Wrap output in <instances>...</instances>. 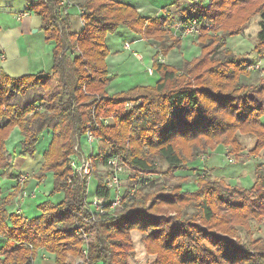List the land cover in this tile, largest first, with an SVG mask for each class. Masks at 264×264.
I'll return each mask as SVG.
<instances>
[{
	"label": "trees",
	"instance_id": "16d2710c",
	"mask_svg": "<svg viewBox=\"0 0 264 264\" xmlns=\"http://www.w3.org/2000/svg\"><path fill=\"white\" fill-rule=\"evenodd\" d=\"M76 1L85 21L78 32L62 15L58 0H30L27 7L41 17L46 40L54 43L51 72L12 76L0 69L1 173H9L14 155L34 157L48 131L44 161L34 176L43 179L50 172L51 194L63 193L59 202L38 204L41 213L31 218L7 208L17 188L0 195V264H34L40 248L53 253L56 264H72V257L83 255L82 229L92 236L88 264H130L136 252L134 230L141 233L147 253L155 255L152 264H264V237H253L251 225L252 219L264 222V163L256 165L249 187L213 180L206 169H201L203 175L183 177L173 188L166 183L150 190L143 186L150 174L169 178L177 170L196 168L190 163L219 144L238 155L241 132L256 137L253 154L264 149V78L243 82L242 76L251 75L252 61L228 46L230 36L243 33L251 18L261 14L253 50L264 57V0H196L153 19L123 0ZM177 14L179 28L197 19L200 53L181 67L156 58L154 84L110 94L114 75L108 35L125 26L163 41ZM180 40L174 38L172 47ZM73 51L77 53L70 57ZM56 86L59 90L46 98L45 92ZM111 115L112 123L102 122L95 130L108 148L96 143L92 162L107 165L119 155L129 175L122 205L114 209V191L104 176L96 175L94 196L107 201L99 212L89 198L87 180L74 172L70 160L76 143L85 142L87 124ZM16 127L21 140L10 151L7 139ZM185 182L196 187L183 190Z\"/></svg>",
	"mask_w": 264,
	"mask_h": 264
},
{
	"label": "rangeland",
	"instance_id": "374dc122",
	"mask_svg": "<svg viewBox=\"0 0 264 264\" xmlns=\"http://www.w3.org/2000/svg\"><path fill=\"white\" fill-rule=\"evenodd\" d=\"M193 1L196 0H125L128 3H143L147 5L150 3L152 5L151 14H145L150 19L156 17L154 15L155 12L165 16L170 13L175 6L181 5L183 8ZM75 6L70 10V20L71 27L74 31H80L83 27L80 21V15L78 13V8L80 4L76 0H74ZM183 2L182 4H180ZM82 11V9H81ZM82 15V14H81ZM84 20V19H83ZM182 19L179 17V14L175 15L173 21L168 23L169 33L163 37V41L157 39L156 34L154 36L148 37L147 33L144 31V35H139L130 30L129 28L122 26L120 27L114 34H110L107 37V43L110 48V56L108 57L109 70L111 74L114 75L113 79L110 81V84L107 88V91L110 94H114L115 92L127 90L139 85L146 84H154V81L158 79V73H156L153 68V63L157 59H161L160 61H165L169 64L175 65L177 67H181L185 60H191L195 56L200 53V46L198 43V32L192 33L185 31L184 28H179L176 25L181 23ZM260 21L261 14L253 16L250 22L245 27L243 33L230 36L228 38V46L234 50L237 54H248V57L254 63V66H249L248 69L251 70L250 76H242L241 80L246 83H257L260 79L264 78V57L260 56L253 50L257 36L260 31ZM85 22V21H84ZM148 28L146 29V31ZM217 31L216 33H218ZM158 33V32H157ZM45 34V33H44ZM181 37L180 44L176 47H172L174 44V38ZM46 37H44L45 39ZM46 40V39H45ZM126 42H130V47L126 48L124 45ZM172 47V48H170ZM167 49V51H165ZM77 53L73 51L69 53V56L72 57ZM136 53L141 54L140 57L137 56ZM262 59V60H261ZM48 61L53 62L52 57L48 56ZM263 63V64H262ZM46 65H43L44 72H51L52 66L49 65L47 69H44ZM263 65V66H262ZM58 86L53 91L45 92L46 98H49L54 91H57ZM132 106V103L127 104L126 107ZM114 119V117H113ZM113 119H109L110 123H112ZM264 121V117H263ZM48 131L43 135L42 140L38 146V153L34 156H21L20 154L14 155V173L15 177L18 173L17 170L24 173L26 175V180L22 183V186H26L30 180L33 178H38L39 182H42L43 179H40L38 176H34L35 171H39L41 168L42 161L44 160L43 152L46 150L48 145ZM20 134V133H19ZM18 133H15L12 137V141L17 140ZM239 138L242 141L243 149L237 155L236 153L230 151L228 146L224 144H219L216 149L211 150L208 154H203L200 156L199 160L202 162L200 167L194 169H183L177 170L174 173V176L167 178L166 174H150L148 175L147 183L143 186L146 190L154 189L156 185L161 183H166L168 188H173L177 186L182 180L183 177H191L192 175L201 171V175L205 174L203 170L206 169L208 175L212 177V179H224L223 181L230 185H239L249 187L253 184L255 180V167L258 163H264V149L261 150L259 154H253L250 150L254 147L256 143V137L251 134L239 133ZM99 145L106 147L108 145L104 140L99 138L96 140ZM93 145L94 148L98 149L99 146H96V143ZM11 145V142H10ZM18 147L20 148V143H18ZM87 148V145L85 146ZM104 150V149H103ZM102 150V151H103ZM76 155V154H75ZM16 163H20L16 166ZM98 166H96L93 162V175L89 184V198H93L95 195L96 187H97V179L96 175L104 176L106 178L109 168L107 165L103 164L101 161L97 162ZM96 166V167H95ZM122 169L121 176V188L119 191L120 194L126 190L128 183V175L129 169L124 166ZM32 172V173H28ZM48 173V172H47ZM0 176V187L3 192L12 190L13 186L16 185V179L11 177H6V175ZM46 176V175H45ZM147 177V176H144ZM52 177L47 178L43 183V186H47L46 190H48V194L43 195L41 190L38 192L39 197L36 199L28 198V205L31 208L27 213L29 215H36L39 213L38 204L42 201L50 199L55 202H59L63 198V193H55L51 194L53 186ZM187 183V184H186ZM185 184V185H184ZM191 183L185 182L183 183V190L190 189L194 186L190 185ZM159 188V187H157ZM134 190V188L132 189ZM25 191V190H24ZM9 193V192H8ZM39 201H41L39 203ZM122 202L118 203L117 208L121 207ZM41 211V210H40ZM34 217V216H32ZM31 218V217H30ZM253 227V237L262 236L264 237V222L258 223L254 219L251 220ZM239 234L244 238L248 239L249 235L246 233V230L242 227L237 228ZM141 233L139 231L134 230L132 232V237L135 245V255L130 259V264H152L155 259V255H149L145 248V244L141 238ZM92 236H90L91 238ZM45 262L42 258V252H39L36 256V264H41ZM52 262L55 264V258L49 259V263ZM102 264V263H97Z\"/></svg>",
	"mask_w": 264,
	"mask_h": 264
},
{
	"label": "crops",
	"instance_id": "0c3cea01",
	"mask_svg": "<svg viewBox=\"0 0 264 264\" xmlns=\"http://www.w3.org/2000/svg\"><path fill=\"white\" fill-rule=\"evenodd\" d=\"M32 1V0H31ZM125 1V0H123ZM30 3V0H0V69H3L8 74L12 76H22L26 74L38 73L43 70V65H46L44 69H47L49 65H53V62L48 61V56L53 59V47L54 43L52 41L48 42L44 39L45 34L41 29L42 19L39 15L27 10V7ZM181 2L180 4H182ZM131 4L135 5L142 13L151 14L152 5L148 3L147 5L143 3H135ZM78 13L80 15L81 24L84 27L85 23L83 17L81 15L80 5L77 6ZM181 7L175 6L171 12L178 11ZM154 15L160 16L161 14L155 12ZM71 17V16H70ZM180 17V16H179ZM71 21V20H70ZM73 30V28H72ZM262 60V59H261ZM263 64V63H262ZM263 66V65H262ZM15 133L19 134L18 128H14L11 132L9 138L7 139V146L10 151L14 149L16 142L21 140V135L17 136L16 141H12V137ZM11 142V145H10ZM17 146V145H16ZM44 161V160H43ZM42 161V164H43ZM20 163H16L18 166ZM41 164V166H42ZM202 162L198 159L190 163L193 167H200ZM14 159L13 165L10 169L9 173L2 174L0 171V176L11 177V173H14ZM38 171H35L36 173ZM17 175L13 178L16 179V185L13 186L12 190L17 188V195L15 196L14 201H12L8 206L9 211L16 212L17 214H23L26 218H30L36 215H29L27 212L31 210L28 205V198L36 199L39 197L38 192L41 190V193L44 195L48 194V190H46L47 186H43V183L47 178L52 177L50 172L46 173V176L43 178L42 182H39L38 178H33L30 182L27 183L26 186H22L20 183V178L24 173L17 170ZM29 174L32 172H28ZM198 173H201L199 171ZM192 188L194 189L196 185L193 182H190ZM52 185V184H51ZM0 195H6L9 191L3 192L2 188ZM25 190V191H24ZM34 193V195H32ZM41 201H39L40 203ZM43 202V201H42ZM39 213L41 211L39 210ZM4 244L3 241L0 242V246ZM42 252V258L45 262L41 264H53L49 263V259L55 258L53 253L46 251L44 248H40L38 253ZM80 257H72L70 259L72 264H78ZM36 264V258L34 261ZM56 264V262H55Z\"/></svg>",
	"mask_w": 264,
	"mask_h": 264
},
{
	"label": "built area",
	"instance_id": "2783aa9c",
	"mask_svg": "<svg viewBox=\"0 0 264 264\" xmlns=\"http://www.w3.org/2000/svg\"><path fill=\"white\" fill-rule=\"evenodd\" d=\"M61 13L63 16H70V10L75 6L74 0H58ZM82 14V11H81ZM85 23V22H84ZM177 27L181 26V23L176 25ZM185 31L187 32H198L199 31V26H198V21L197 19H193L190 23L186 24ZM126 48L130 47V42H126L124 45ZM138 57L141 56V54L136 53ZM161 60V59H159ZM249 66H254V63H251ZM130 104V103H129ZM114 115H111L110 117H105L101 116L100 120L97 121L95 120V123L89 122L87 124V131L85 133V142L79 144V142L76 143L75 145V154L72 156V159L70 160V165L73 168L74 172L78 173L81 175L82 180H87L88 185L90 184V181L92 179L93 175V162L91 158L92 152H94L97 148H94L96 140H98L100 137H98L95 133V130L97 129L98 125L103 122L105 125L110 124L109 119H113ZM98 143V142H97ZM87 145V148L85 146ZM109 168V172L104 179V183L106 186L114 191L115 195L114 198L111 202L110 208L114 209L118 203L122 202L121 199V192L119 189L121 188V172L122 169L125 168V163L123 159L119 156H113L110 157L108 160L107 164ZM26 180V175H22L20 178V183L22 184ZM34 195V193L32 194ZM93 204L96 207V210L99 212H104L105 211V205L107 201L103 198H99L97 196H94L92 198ZM82 236L84 237V249H83V255L80 256V260L78 264H88V242L90 241V235H88L87 232L82 229L80 231Z\"/></svg>",
	"mask_w": 264,
	"mask_h": 264
}]
</instances>
